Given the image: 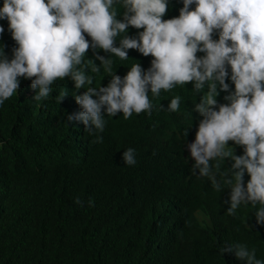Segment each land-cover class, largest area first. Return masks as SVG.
<instances>
[{
	"label": "trees",
	"instance_id": "16d2710c",
	"mask_svg": "<svg viewBox=\"0 0 264 264\" xmlns=\"http://www.w3.org/2000/svg\"><path fill=\"white\" fill-rule=\"evenodd\" d=\"M178 9L179 0H168L166 16ZM123 11L117 9L119 15ZM0 26V45L18 47L8 21L0 20ZM212 38L218 40V32ZM3 50L11 60L13 53ZM88 60L100 65L91 48ZM133 64L135 57L114 58L113 72L123 78ZM90 73L100 83L111 77L103 67ZM19 79L18 93L0 105V264H246L221 254L234 241L264 261V226L254 225L255 209L241 204L232 216L224 212L230 191L224 177L233 161H210L221 191L210 177L193 175L194 162L184 150L190 132L160 108L168 102L164 93L154 97L151 115L105 116L104 131L89 134L74 125L79 122L69 125L67 115L74 111L67 101H57L70 78L54 81L40 101L33 99L31 80ZM218 92L217 104L229 103L223 97L229 93ZM200 94L192 83L174 88L173 97H181L177 118L194 119ZM153 129L155 136L146 141L152 147L146 148L145 136ZM97 135L102 143L95 142ZM130 147L136 150L134 166L122 159ZM245 178L250 179L247 172ZM250 226L252 236L242 238Z\"/></svg>",
	"mask_w": 264,
	"mask_h": 264
},
{
	"label": "clouds",
	"instance_id": "9594fccd",
	"mask_svg": "<svg viewBox=\"0 0 264 264\" xmlns=\"http://www.w3.org/2000/svg\"><path fill=\"white\" fill-rule=\"evenodd\" d=\"M179 4L180 11L166 16L168 0H3L0 20L8 21L18 47L0 45V105L18 93L21 77L31 80L36 101L49 96L54 81L70 78L57 101H67L74 111L67 115L69 125L79 122L74 125L85 126L89 134L104 131L105 116L122 113L127 120L133 113L151 115L154 97L161 92L168 102L160 108L182 125L176 115L181 97H173L174 88L192 83L193 91L201 93L194 108L197 115L181 127L190 132L184 150L194 162L192 174L210 177L215 190L221 191L210 161L231 159L224 177L230 187L224 212L232 216L246 204L255 209L254 225L264 226V0ZM120 7L124 11L119 15ZM216 32L218 40L212 38ZM90 48L99 66L93 60L85 62ZM3 49L13 53L11 60ZM132 57L136 64L123 78L113 72L114 58ZM101 67L111 76L104 83L90 73H99ZM218 89L229 93L223 95L229 103L217 104L216 98H222ZM154 136L153 129L144 147H152L146 141ZM95 142L102 143L103 137L97 135ZM231 149L244 154L235 155ZM122 159L134 166L136 150L126 149ZM245 172L250 179H244ZM75 203L83 205L79 197ZM88 205L94 202L90 199ZM253 232L250 226L240 236L245 239ZM225 253L246 264H264L255 249L235 241L221 249Z\"/></svg>",
	"mask_w": 264,
	"mask_h": 264
},
{
	"label": "bare ground",
	"instance_id": "6f19581e",
	"mask_svg": "<svg viewBox=\"0 0 264 264\" xmlns=\"http://www.w3.org/2000/svg\"><path fill=\"white\" fill-rule=\"evenodd\" d=\"M27 85H24L23 86V88H25V90L24 91H26L27 90V87H26ZM191 121L192 120H189V121H187V122H185V123H183L180 127H183L184 125H188V124H186V123H191ZM183 135H185L186 136V133H183Z\"/></svg>",
	"mask_w": 264,
	"mask_h": 264
}]
</instances>
